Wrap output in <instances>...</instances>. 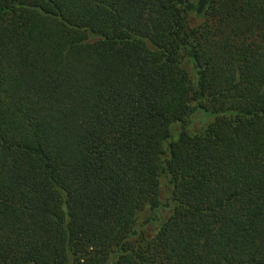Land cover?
I'll return each mask as SVG.
<instances>
[{
	"label": "trees",
	"instance_id": "trees-1",
	"mask_svg": "<svg viewBox=\"0 0 264 264\" xmlns=\"http://www.w3.org/2000/svg\"><path fill=\"white\" fill-rule=\"evenodd\" d=\"M0 264H264V0H0Z\"/></svg>",
	"mask_w": 264,
	"mask_h": 264
},
{
	"label": "rangeland",
	"instance_id": "rangeland-1",
	"mask_svg": "<svg viewBox=\"0 0 264 264\" xmlns=\"http://www.w3.org/2000/svg\"><path fill=\"white\" fill-rule=\"evenodd\" d=\"M210 118L207 116H204L203 114H198L192 121V127L193 128H199L203 129L205 126H207L210 123Z\"/></svg>",
	"mask_w": 264,
	"mask_h": 264
}]
</instances>
